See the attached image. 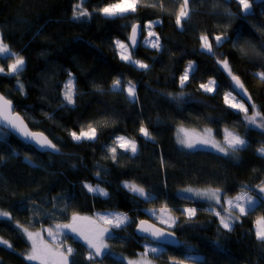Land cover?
<instances>
[{"label": "trees", "instance_id": "trees-1", "mask_svg": "<svg viewBox=\"0 0 264 264\" xmlns=\"http://www.w3.org/2000/svg\"><path fill=\"white\" fill-rule=\"evenodd\" d=\"M79 2L0 0V35L12 51L25 58L19 75L24 92L17 88V78L0 74V93L11 99L31 130L43 132L60 148L42 154L13 135L7 143H0V210L13 218L0 219V239L13 246L0 245V264H32L24 258L30 242L17 224L35 232L41 226L69 223L77 213L90 218L77 225L90 236L94 214L105 211L126 214L130 223L111 230L108 252L96 261L127 264V259H137L143 252L142 244L154 245L135 235L136 223L149 220L156 224L144 212L164 208L176 219L170 231L180 245L164 247L163 256L153 258L154 264H173V258L193 262L187 259L189 252L199 257L192 264H264V244L255 237V220L264 215V206L259 204L252 214L241 216L228 231L208 205L177 195L186 187L220 188L231 198L251 188L250 194L259 198L256 186L264 182V157L257 148L264 144V130L248 125L243 113L232 111L224 102L233 82L217 59L228 60L251 102L264 110V82L256 75L264 71V56L258 55L264 48V0H249L251 11L247 13L235 0H190V18L182 26H177L175 17L183 0H145L158 6H140L125 18H109L98 11L112 0H84L82 7L91 17L73 19V8ZM155 20L161 21L154 27L161 47L154 50L139 43L131 51L133 59L149 67L138 69L122 61L115 41L127 42L133 24L144 26ZM202 34L209 36L216 57L201 49ZM217 35L226 37L218 48ZM13 59L0 56V67L6 68ZM189 62L195 71L182 88L180 76ZM69 73L77 89L76 102L62 107ZM117 78L136 85L135 101L125 91L113 90ZM209 80L220 88L205 92L200 85ZM246 106L252 114L251 106ZM89 123L98 125L97 139L75 143L69 131L79 132ZM141 125L154 139L139 132ZM179 127L211 129L221 143L228 128L248 141V146L228 156L188 152L177 144ZM117 135L134 139L137 154L118 149L120 154L113 161L107 148ZM125 181L142 186L153 199L142 200L129 193L122 185ZM86 183L105 189L106 199L88 193ZM65 205L68 210L60 212ZM186 208H196V214L192 218L182 214ZM75 236L68 233V239L60 238L64 247L74 249L70 259L92 264L87 259L90 249Z\"/></svg>", "mask_w": 264, "mask_h": 264}, {"label": "snow or ice", "instance_id": "snow-or-ice-1", "mask_svg": "<svg viewBox=\"0 0 264 264\" xmlns=\"http://www.w3.org/2000/svg\"><path fill=\"white\" fill-rule=\"evenodd\" d=\"M84 0H80L79 3L73 8V19H80L82 17H91L92 13L87 11L86 8L82 7ZM190 0H183L182 5L180 6L178 12L176 13L175 22L177 26H182V22H186L190 18L191 9L189 7ZM239 6H241L245 12L251 11V5L249 0H238ZM140 6L145 7H157L156 3L147 4L145 0H112L108 3L107 6L99 8L98 11L103 15L109 18L122 17L125 18L126 14L130 12H136L137 8ZM159 7L163 8V3L159 4ZM95 11V10H94ZM229 15H232L229 12ZM161 21L155 20L151 21L146 25L148 30L149 37H155V40L148 41L152 47L160 48L159 36L152 31V28L155 24H159ZM140 25L133 24L131 29V47H135L137 44V36L142 32ZM223 39H226L225 36L217 35L214 38L215 44L218 46L222 43ZM201 47L206 51L210 56L216 57L217 51L213 48V43L210 42L209 36L207 34H202L200 36ZM116 44L123 51L121 52V59L129 62L133 65L139 66L140 68L147 69L148 64L143 63L140 60L133 59L131 52L129 51V45L123 43L120 40L116 41ZM244 51V49H242ZM258 55L264 56V48L258 53ZM0 56H6L9 58H14L12 63L7 64L5 67H0V74L12 75L17 78V88L24 92V85L19 81V75L23 72L25 66V58L22 54H19L15 51H12L9 44H7L2 35H0ZM217 63L221 64L224 71H226L231 77L233 84L231 85L232 90L225 94V103L228 104L230 108L236 109L237 111L244 114V120L248 125L255 126L264 130V110L257 109V106L252 103L250 104L253 109L252 114H249V109L246 106V103L243 101V96L247 95V91L244 87V84L241 82L240 78L235 75L227 59L219 57ZM195 67L192 62H189L187 68L185 69L183 75L180 76V86L183 88L185 82L189 79V73L194 72ZM261 82H264V71L256 73ZM200 87L205 92H213L220 88V85L217 84L215 80H209L207 83H201ZM113 89H118L119 91H127L128 97L135 101L137 99L136 94V85L132 81H122L120 78H117L112 83ZM233 91L236 92V95H233ZM77 95V89L75 86V81L73 80L71 73H69V80L64 84V90L62 92L63 100L61 101V106L66 107L67 105H75V97ZM237 96H240L241 99L237 100ZM248 101H251V97H248ZM97 124L89 123L85 126H82L77 131H69L71 138L79 143L83 140L95 141L97 139ZM207 133H211V129L205 130ZM139 132L146 139H154L152 133L149 129L143 125L139 128ZM183 133V135H181ZM16 134L24 140L34 142L42 149H50L53 152H59L60 148L53 143L52 140L48 138L43 132L33 131L28 125L24 122V119L16 112L13 102L11 99L5 97L3 94H0V143H7V137ZM177 143L183 146L184 148L194 150L198 146L211 145L215 148L218 153H222L225 156L229 154H235L243 148L248 146V141L240 137L233 131H230L228 128L224 129V139L223 142L215 141L214 139H204L200 138L193 141L187 130L180 129L177 134ZM118 149L123 150V152H131L133 155L137 154V144L134 139L128 138L125 135H117L113 140V144L108 146L107 151L111 154V159L113 161L117 160ZM257 152L261 157H264V144H261L257 148ZM3 159V157H0ZM27 159V157H26ZM163 163V160L161 161ZM100 173L97 172V176ZM85 188L89 192L107 196L108 193L105 189L99 187L97 184L95 187L91 184H85ZM124 187L127 188L130 192L137 194L141 197H144L146 200L153 199L149 193H146V190L134 183V182H124ZM247 188L248 186H244ZM259 189L260 193H264V182H261L260 185L256 186ZM185 191L193 192L196 196L206 199L209 201H215L217 205H221V211H217L214 208H211L210 211L214 215L219 217L221 226L228 230H233V225L236 221L239 220L241 216L250 215L255 210L257 204L264 206V196H254L250 194L253 190L249 188L247 191L244 189L241 190L239 195L235 197H228L227 193L223 192L220 188H207V189H192L188 188ZM223 201V202H222ZM227 205V208L224 207ZM55 208L56 205L53 204ZM68 210V205H65L64 208L59 209L60 212H66ZM196 208H186L183 210L182 214H188L189 216H194L196 214ZM226 212L227 214H222ZM49 215H54L50 213ZM99 219L104 221V223L111 225L112 228H121L126 224L130 223L129 218L126 214L123 213H109V214H97ZM0 217L8 218L9 220L13 219L10 214L6 211L0 210ZM89 217H82L77 213H73L71 216V221L65 224H56L55 228L49 227L42 231L47 232L48 236L52 238L55 242V250L50 246L41 235V232L29 231L28 227H22L20 224H17V228H21L22 232L25 234L26 238L31 242L30 252L24 254V258L30 262H38V264H76L75 259H70L73 256L74 249L71 246L64 248L60 239H68V233H75L76 236L82 238L87 245L88 249L91 251L88 252L87 259L92 262V264H103V261H96V257L106 254L104 250L108 248L106 239H112V233L110 229H97L93 230L90 236L84 235V233L78 229L77 222L80 220H87ZM147 223L146 221H140V224L143 225ZM162 223H168V221H162ZM175 225V221H172L169 224V227ZM67 230V232L65 231ZM141 232H149L146 228H140ZM149 235L154 237L157 241L162 243H171L167 238L172 236V233H167L162 229H155L149 232ZM255 237L258 242L264 244V215L259 216L255 220ZM0 244L6 245L8 248L13 246L7 241L0 239ZM163 251L162 247L157 246H146L145 250L139 254L137 259H127V264H152L153 258ZM150 254H152L150 256ZM173 264H181L180 261L173 258Z\"/></svg>", "mask_w": 264, "mask_h": 264}, {"label": "rangeland", "instance_id": "rangeland-1", "mask_svg": "<svg viewBox=\"0 0 264 264\" xmlns=\"http://www.w3.org/2000/svg\"><path fill=\"white\" fill-rule=\"evenodd\" d=\"M237 3H238V0H235ZM243 11L245 12V10L243 9ZM249 12V11H248ZM245 13H247V12H245ZM149 23V22H148ZM148 23H145V25L143 26V33H144V37L143 38H141V44L146 48V47H148V48H150V49H154V50H157L158 48H155V47H152L151 46V44L148 42V41H150V40H155V37H149L148 36V30H147V28H146V25L148 24ZM160 24V23H159ZM156 25H158V24H155L154 26H153V28H152V31H154V27H156ZM155 32V31H154ZM156 34H157V32H155ZM158 35V34H157ZM125 44H127V42H125ZM115 45H116V47H117V52H118V55L120 56V58H121V52L123 51L122 49H120L119 47H118V45L116 44V41H115ZM129 45V44H128ZM201 49H202V47H201ZM203 50V49H202ZM129 51L131 52V50H130V47H129ZM204 51V50H203ZM206 52V51H205ZM207 53V52H206ZM122 60V59H121ZM122 61H124V60H122ZM125 63H126V61H124ZM127 63H129V62H127ZM131 64V63H130ZM131 65H133V64H131ZM194 65V64H193ZM133 66H136V65H133ZM137 67H139V66H137ZM140 68V67H139ZM224 70V69H223ZM224 72H226V71H224ZM227 73V72H226ZM228 74V73H227ZM2 75H4V74H2ZM189 75H190V73H189ZM6 76H12V75H6ZM114 91H116V90H118V89H113ZM119 91V90H118ZM125 93H126V95H127V97H128V93H127V91L125 90ZM233 95H235L234 93H233ZM130 99V98H129ZM131 100V99H130ZM237 100H240V98H239V96H237ZM132 101V100H131ZM224 102H225V99H224ZM228 105V104H227ZM229 107V106H228ZM230 108V107H229ZM232 111H236V112H239V111H237L236 109H233V108H230ZM180 129H185V130H187V132L189 133V136H190V138L193 140V141H195V140H198V139H200V138H204V139H209V140H212V139H214L215 141H217L216 139H215V137L213 136V134H212V132L211 133H207L205 130L206 129H203V131H198V130H191V129H188V128H186V127H179V128H177L176 129V135H175V138H177V134H178V131L180 130ZM181 135H183V133H181ZM73 140V139H72ZM74 141V140H73ZM83 141H87V140H83ZM75 142V141H74ZM76 143V142H75ZM178 144V143H177ZM178 146H179V148H181L182 150L184 149V150H186V151H188V152H194V151H207V152H210V153H213V154H218V155H221V156H225V155H223L222 153H218L217 151H216V149L215 148H213V147H211V145L209 144V145H203V146H198L196 149H194V150H190V149H187V148H184L183 146H181L180 144H178ZM27 161V160H26ZM28 163H29V161H27ZM123 185V187H124V184H122ZM95 187V186H94ZM125 188V187H124ZM188 188H191V187H186L185 189H188ZM125 189H127V188H125ZM185 189H182V190H179V192L177 193V195H178V197H180V198H182V199H188V200H190V201H194V202H201V203H203V204H205V205H208L209 207L211 206V208H214L215 210H217L221 205H217L216 203H215V201H209V200H206V199H202V198H200V197H198V196H196L193 192H188V191H185ZM192 189H199V188H192ZM87 190V189H86ZM127 191L130 193V191L127 189ZM87 192L88 193H90V194H92V195H96V196H101V197H103V198H105L106 196H103V195H98V194H95V193H92V192H89L88 190H87ZM132 193V192H131ZM134 194V193H133ZM256 194L260 197V196H264V193H260L259 192V189H256ZM239 195V194H238ZM139 196V195H138ZM137 196V197H138ZM139 198L140 199H145L144 197H141V196H139ZM223 202V201H222ZM258 205V204H257ZM224 207L225 208H227V205H224ZM209 210H210V208H209ZM105 212H108V211H105ZM113 212V211H112ZM112 212H108V214L109 213H112ZM99 214V213H98ZM101 214H103V212H101ZM144 214H146L150 219H152L153 221H155V223L156 224H159L161 227H165L166 229H168V230H173L174 229V227L176 226V219L174 218V216L171 214V212H169L168 211V209H154V210H150L149 212L147 211H145L144 212ZM222 214H227L226 212H223ZM95 215V214H94ZM187 215V217H189L188 216V214H186ZM97 216V222H95V226H92L93 228H94V230H97V229H104V228H110L111 227V225H109V224H106V223H104V221H102L101 219H99V217H98V215H96ZM216 216V215H215ZM217 217V216H216ZM217 218H219V217H217ZM0 219H5V217H0ZM130 221V220H129ZM162 221H168V223H162ZM172 221H175V225L174 226H172V227H169V224H171L172 223ZM219 221H220V219H219ZM239 221V220H238ZM238 221H236V222H238ZM101 225H100V224ZM81 223L78 221L77 222V225H80ZM129 224V223H128ZM127 225V224H126ZM125 225V226H126ZM88 227H90V225H88ZM124 226H122L121 228H123ZM46 228H49V227H46ZM46 228H44V229H46ZM121 228H112L111 227V229H121ZM223 228V227H222ZM79 229V228H78ZM226 230V229H225ZM30 231V230H29ZM35 232H41V235L44 237V240L50 245V246H52L54 249H55V242L52 240V238L51 237H49L48 236V234H47V232H45V231H42V230H38V231H35ZM24 234V233H23ZM24 236H25V234H24ZM76 238H78V239H81L80 237H78V236H75ZM25 238H26V236H25ZM27 239V238H26ZM107 240L108 239H106V243H107ZM27 241H29L28 239H27ZM30 242V241H29ZM0 245H3V244H0ZM6 246V245H5ZM142 246H143V251L145 250V247L146 246H149V247H152V246H155V245H152V244H150V243H148V242H145V244H142ZM157 246V245H156ZM67 247V246H66ZM66 247H64V248H66ZM162 249H163V251L161 252V253H159L157 256H156V258H160V257H162L163 255V253L165 252V249H164V247L162 246ZM30 250H31V242H30ZM55 250H63V249H55ZM189 250V249H188ZM91 251V250H90ZM105 251V253H107L108 252V248L106 249V250H104ZM191 252H189L188 254V257H187V259H189L190 261H193V262H185V263H181V264H192V263H195L196 262V260H199V257L198 256H196V255H192V254H190ZM104 255V254H103ZM102 255V256H103ZM152 254H150V256H151ZM96 258H99V256L98 257H96ZM155 258V259H156ZM124 260H126V259H124ZM27 262H30V261H28L27 260ZM127 262V261H126ZM30 263H32V264H38V262H30ZM170 264H171V262H169ZM152 264H154V262L152 261Z\"/></svg>", "mask_w": 264, "mask_h": 264}, {"label": "water", "instance_id": "water-1", "mask_svg": "<svg viewBox=\"0 0 264 264\" xmlns=\"http://www.w3.org/2000/svg\"><path fill=\"white\" fill-rule=\"evenodd\" d=\"M225 1H227V2H229V0H225ZM136 24H138V25H140L139 23H136ZM140 27H141V25H140ZM131 36V30H130V32H129V37ZM129 37H128V44H129V46H130V48L133 50V51H135L137 48H138V46H139V40H140V37H141V33L137 36V44H136V46L135 47H131V40L129 39ZM233 84V83H232ZM1 94V93H0ZM248 97H249V94H248V92H247V95L246 96H243V101L247 104V105H250V104H252V102L250 101H248ZM239 98L241 99V97L239 96ZM14 106V105H13ZM19 142H21L22 144H24V145H27V146H29V147H31V148H33V149H35L37 152H39V153H45V152H49V151H51L50 149H42V148H40L38 145H36L34 142H30V141H27V140H24V139H22L21 137H19L18 135H16V134H12ZM144 221H146L147 223H145V224H143V225H141L140 224V221L139 222H137L136 223V227H135V230H134V232H135V235H137L138 237H140V238H147L151 243H153L154 245H160V246H163V247H166V246H168V247H177V246H179L180 245V242H179V240L177 239V237L173 234L172 236H169L167 239L169 240V241H171V243H162V242H160V241H157L154 237H152L151 235H149V232H151V231H153V230H155V229H162L164 232H165V234H167V233H172L170 230H168V229H164V228H162V227H160L158 224H154V223H152L151 221H149V220H144ZM140 228H146V229H148L149 230V232H141L139 229Z\"/></svg>", "mask_w": 264, "mask_h": 264}, {"label": "crops", "instance_id": "crops-1", "mask_svg": "<svg viewBox=\"0 0 264 264\" xmlns=\"http://www.w3.org/2000/svg\"><path fill=\"white\" fill-rule=\"evenodd\" d=\"M223 135H224V133H223ZM123 184H124V182H122ZM94 187V186H93ZM127 190V189H126ZM131 193V192H130ZM136 196H138L137 194H135ZM139 197V196H138ZM165 209V208H164ZM149 212L150 210H146V212ZM112 212V211H111ZM112 213H116V212H112ZM98 213H95V215H94V218H92V220H91V222H94V225H95V222H97V215ZM99 214H101V213H99ZM103 214H108V212H103ZM189 216V215H188ZM193 216H189V218H192ZM100 224V223H99ZM101 225V224H100ZM53 228H55V226H53ZM165 228V227H164ZM108 229H110V231L112 230L111 229V227L110 228H108ZM60 239V238H59ZM61 240V239H60ZM103 255V254H102ZM102 255L101 256H99V258L100 257H102Z\"/></svg>", "mask_w": 264, "mask_h": 264}, {"label": "bare ground", "instance_id": "bare-ground-1", "mask_svg": "<svg viewBox=\"0 0 264 264\" xmlns=\"http://www.w3.org/2000/svg\"><path fill=\"white\" fill-rule=\"evenodd\" d=\"M141 25V24H140ZM141 29H143V26L141 25ZM141 33V32H140ZM129 37V36H128ZM141 38H142V33H141V37H140V40H139V43H141ZM127 44H128V38H127ZM130 50L131 51H133L131 48H130ZM135 68H138L139 69V67H137V66H134ZM235 92V91H234ZM42 154H45V153H42ZM99 197V196H98ZM107 197V196H106ZM106 197L105 198H103V197H99V198H103V199H106ZM259 205V204H258ZM257 205V206H258ZM165 229V228H164ZM5 248L6 249H9L7 246H5Z\"/></svg>", "mask_w": 264, "mask_h": 264}]
</instances>
